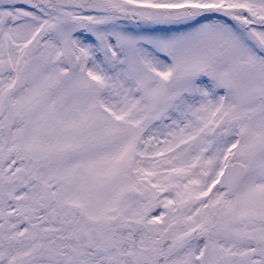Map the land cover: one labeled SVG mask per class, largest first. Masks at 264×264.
I'll use <instances>...</instances> for the list:
<instances>
[{"label":"snow or ice","instance_id":"snow-or-ice-1","mask_svg":"<svg viewBox=\"0 0 264 264\" xmlns=\"http://www.w3.org/2000/svg\"><path fill=\"white\" fill-rule=\"evenodd\" d=\"M0 264H264V0H0Z\"/></svg>","mask_w":264,"mask_h":264}]
</instances>
